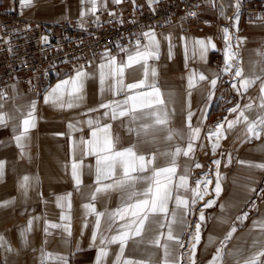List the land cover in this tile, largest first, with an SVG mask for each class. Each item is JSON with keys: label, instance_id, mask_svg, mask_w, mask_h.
<instances>
[{"label": "crops", "instance_id": "crops-1", "mask_svg": "<svg viewBox=\"0 0 264 264\" xmlns=\"http://www.w3.org/2000/svg\"><path fill=\"white\" fill-rule=\"evenodd\" d=\"M167 1L156 0L149 7L148 0H122L119 4L112 0H99L98 11L110 13L116 7H133L140 11L150 10ZM234 0H214L196 7V15L207 22L202 28L197 29L187 24L184 15L178 13L172 20L155 26L146 32L155 33L159 43L158 59L153 57L147 61L148 75L146 84L155 83L161 90L166 107L170 113L168 127L173 129L176 135L174 143L186 148L189 129L187 127V111L194 113L191 124L199 126L201 131L199 139L195 141L194 151L185 157L182 154L176 157V176L174 183L179 182V176H188V192L180 190L182 195H187L192 209L191 214L186 217L189 227L183 230L182 239L184 248H177L174 255L184 253L181 264H191L189 257L192 243H194L195 223L200 211L206 217L201 225L200 242L196 245L195 264H209L220 241L235 225L236 231L227 243L226 253L242 248L247 252L254 239L264 241V234L258 227H253L254 221H264V168L253 165L264 164V132L259 138L245 134L246 124L241 122L233 129L225 132L226 138L219 141V147L212 151V143L208 139L209 131L224 121L234 119L238 113L230 114L228 109L237 103L243 106L252 103L253 108L246 111L249 120H255L261 112L260 83L264 80V18L260 16H239L234 12ZM91 7L84 0H31V6L22 7L21 0H0V10L8 12L20 9L22 14L33 20L46 23L69 21L77 25H84L87 18L92 16L86 12ZM188 26L189 31L183 29ZM233 27L239 32L243 46V77H261L246 92L240 87V80L236 83L231 97L222 101L220 95L226 90L227 76L222 72L219 64L214 62L215 57L223 58L222 42L220 33L225 27ZM136 37L139 32L134 34ZM170 37V39H168ZM211 39L215 47H208L207 52L202 53L197 40ZM147 43L145 41L140 45ZM127 49V52L121 51ZM109 50V49H107ZM137 51L136 42H126L117 48L115 54L117 63L125 62L127 55ZM105 52V51H104ZM105 62V57L84 68L91 74L92 78L85 83L83 100L78 107L61 108L52 103H45L44 97L60 81L75 74V70L69 74L58 77L43 92L36 93L27 90L24 84L17 80H11L0 86V91L6 96L0 99V113L7 114L6 126L0 125V161H4L3 175L0 176V237L11 246L12 251H6L0 247V264H41L43 253H53L66 258L67 264H97L98 254L104 247L107 255L101 259V264H115L116 257L120 251L119 243H110L111 237L117 234L120 221L110 225L107 216L100 218V225L96 227V215L85 209L84 205L94 203L97 212L114 211L121 206V194L111 191L109 194H98L95 201L91 200L96 185V156L86 155L81 140L90 138L91 129L86 121L91 118L99 123L111 124V133L120 138L118 149L127 148L137 142L135 132H129L130 123L128 117L115 120L105 116V108L100 105L123 101L126 95H135L139 92L148 91L133 89L131 92L124 87L120 95H114L107 86L103 93L99 85L98 66ZM156 76H152V71ZM195 73L196 86L189 87V77ZM200 74L207 79L199 81ZM215 89L210 88V81L217 78ZM145 79V68L141 64H134L125 69L123 85L138 82ZM189 92L191 93L189 97ZM212 99L209 100V93ZM171 97V98H170ZM31 101H35V127L30 129L29 138L24 141V155L17 147L14 135L18 134L20 121L22 119L21 108L26 111ZM95 109V111H89ZM69 124L74 127L69 128ZM14 128L16 132L14 133ZM226 128V124H225ZM166 133L159 135L155 145H138L137 151L146 157L156 154L153 168L169 166V158L160 155L168 151L173 142H165L163 137ZM231 160L229 161L228 156ZM220 160L219 167L213 163ZM82 162L79 169L80 184L77 186L72 176L73 162ZM243 162V163H241ZM202 167H195L196 164ZM214 166L220 174L221 192L216 197L215 183L213 187L204 190L202 200H197L191 205V191L196 187V181ZM144 176H150L146 172ZM28 176L27 188L22 187L23 178ZM111 183V180L103 181ZM147 185L141 181L137 183V190H143ZM175 195V193H174ZM58 198L59 202H58ZM215 198L212 207L205 208L204 204ZM6 206H2L5 205ZM70 205V207H69ZM224 205V209H221ZM174 207V201L170 202L169 208ZM247 213V219L237 221V217ZM62 216L68 219H61ZM32 221L31 230L27 233V243L21 233ZM58 224L60 227L49 228L46 234L45 222ZM226 221V222H224ZM65 226L70 227L71 235L65 231ZM150 221L146 225L144 243L135 245L129 240L125 247L123 258L145 261L146 264H160L162 250L147 244L148 239L155 237L156 233L148 231ZM166 231V230H165ZM95 233V239L93 235ZM211 238V240H210ZM104 244H101V240ZM137 240L140 238H136ZM163 243V240H162ZM152 256L149 262V256ZM233 257L225 254L223 264H233ZM48 264H57L49 261Z\"/></svg>", "mask_w": 264, "mask_h": 264}, {"label": "snow or ice", "instance_id": "snow-or-ice-1", "mask_svg": "<svg viewBox=\"0 0 264 264\" xmlns=\"http://www.w3.org/2000/svg\"><path fill=\"white\" fill-rule=\"evenodd\" d=\"M85 3L90 4L91 7L86 12H82L84 16L88 13L95 15L98 11L99 0H84ZM122 0H112V3L119 4ZM134 2V0H133ZM156 0H148L149 7H151ZM22 7L31 6V0H21ZM106 6V0H105ZM237 10L239 9V0L236 4ZM113 13H110V15ZM195 15V13H191ZM224 39L226 42L225 49V64L223 73L227 74L232 72L233 64L232 59L238 56V53L231 51L233 45L230 43L229 30L225 28ZM147 43L143 46L140 45V41H136L137 51L134 54L127 55L125 62L117 63L116 57L111 56L110 50H105L103 56L105 62L99 64V85L100 91L103 93L107 86L109 91H112L114 95H120L124 87L129 92L133 89H143L147 87L148 91L139 92L135 95H126L123 101H117L114 103L101 104V108L108 109L104 113L105 116L112 120L122 117H128L131 124L135 125V128L130 127L129 132H135L137 142L127 148L118 149L117 145L120 143V138L114 137L111 133V124H100L98 120L94 121L89 118L86 123L91 129L90 138L88 140H81L82 146L86 155L96 156V185L95 192L92 194L91 200L95 201L98 194H109L111 191H118L121 194V206L117 207L114 211L97 212L95 204H85L84 207L90 213L96 215V227L99 228L100 218L107 216L110 225L120 221L117 229V234L111 237L110 243H119L120 251L116 257L115 264H146L142 260H134L132 258H123L125 247L129 240H133L135 245L143 244L144 233L146 231V225L150 221L148 231L156 233L155 237L147 240V244L162 250V258L160 264H181V260L184 253L179 256L174 255L177 248L183 249L184 242L182 239L183 230L189 227L186 217L191 214V207L189 198L187 195H182L180 190L188 192V176H179V182L174 183L176 176V157L183 155L188 157L194 151L195 141L198 140L200 127H193L191 124L193 112L190 110V103L187 111V127L189 129L187 146L181 147L174 143V137L178 135L168 127L170 123V113L166 107L163 94L160 88L155 84H146L148 75L147 61L150 58L158 59V47L159 43L156 40L155 33L152 31L143 33ZM170 39V37L168 38ZM46 40V38H45ZM196 44L200 46L201 52H207L208 47H215L212 44L211 39L197 40ZM121 51L127 52V49L121 48ZM134 64H141L145 68V79L138 82L123 85V77L125 69L132 67ZM152 76H156V72L152 71ZM243 70L240 67H236L233 77L232 87H236L235 78H242ZM92 78L91 74L84 70V66L81 65L75 70L74 75L68 76V78L60 81L45 95V103H52L58 105L61 108H73L78 107L79 102L83 100V92L85 83L88 79ZM199 81H205L207 77L204 74H200ZM217 78H213L210 81V88L215 89L217 84ZM261 77L242 78L240 80V87L246 92L249 87L253 86ZM195 73L189 77V87H195ZM260 103L258 105L261 110L258 113L255 120H249L245 115L246 111H250L253 108L252 103H248L243 106L237 103L234 107L228 109L230 114L238 113L234 119L229 120L227 117L224 121L218 123L215 129L209 131L208 139L214 142L212 143V151L215 152L219 147V141L222 138H226L225 132L233 129L237 124L243 122L246 124L245 134L247 136H254L259 138L261 133L264 132V80L260 83ZM191 93L189 92V97ZM6 93L0 91V99L4 98ZM171 98V97H170ZM208 99H212V93H209ZM3 105L0 104V108ZM35 110L36 103L31 101L27 106L26 111L18 108L17 111L21 114V121L18 134L14 135V140L17 147L21 149V155H24V141L29 138L30 129L35 127ZM95 111V109H90ZM7 114L0 113V125L6 126L7 119H10ZM226 124V128H225ZM74 126L69 124V128ZM16 129L14 128V133ZM166 133L163 137L165 142H173L171 148L166 152L159 153L169 158V166L162 168H153V161L156 159V154L153 153L150 157H146L145 154L137 151L138 145H155L158 142L160 133ZM231 160L230 155L228 156ZM213 163L219 167L221 161L215 160ZM243 163V162H241ZM82 162L74 161L72 164V176L76 181L77 186L80 184L79 169ZM254 167L264 168V164L253 165ZM195 167H202L200 164H196ZM4 161H0V176L3 175ZM151 172L150 176L138 175L146 172ZM29 177L23 178L22 187L27 188ZM111 180V183H104L103 181ZM145 182L146 187L143 190H137L136 185L139 182ZM196 187L190 189L191 191V205H195L197 200H202L205 192L200 190L203 185L206 190L212 183V180L205 176L202 180H197ZM216 197L221 192L220 174L216 172L215 189ZM175 193V195H174ZM58 198V202H59ZM174 201V207L169 208L170 202ZM215 203V198L209 200L204 204L205 208L212 207ZM2 206H6L2 205ZM70 207V205H69ZM221 209H224V205H221ZM61 219H68V217L62 216ZM206 217L201 210L198 220L195 223V235L193 237L194 243H192L189 251L191 256V264H195V250L196 245L200 242L201 225L205 221ZM237 221H243L247 219V213L236 218ZM226 222V221H224ZM32 221L28 222V227L21 233L24 242L27 243V233L31 230ZM60 227L58 224H52L45 222V233H48L49 228ZM253 227H258L261 233L264 234V221H254ZM166 230V231H165ZM65 231L68 235H71L70 227L65 226ZM236 231L235 225L225 235L224 239L220 241V246L216 249L209 264H223V257L225 254L231 255L233 264H264V241L254 239L251 248L245 252L244 249L238 248L232 252L226 253L225 249L227 243L231 240L233 233ZM140 238V239H136ZM95 239V233L93 235ZM163 240V243H162ZM211 240V238H210ZM104 240H101V244H104ZM0 247H3L6 251H12L11 246L0 237ZM107 255L104 247H101L98 254L97 264H101V259ZM152 253L149 256V262L154 256ZM49 261H55L57 264H67L66 258L53 253H43L41 256V264H48Z\"/></svg>", "mask_w": 264, "mask_h": 264}, {"label": "built area", "instance_id": "built-area-1", "mask_svg": "<svg viewBox=\"0 0 264 264\" xmlns=\"http://www.w3.org/2000/svg\"><path fill=\"white\" fill-rule=\"evenodd\" d=\"M211 1L214 0L167 1L146 11L116 7L111 15L101 11L89 16L84 25L69 21L46 23L25 17L20 9L0 10V86L17 80L27 90L41 93L58 77L73 72L81 65L88 68L97 63L106 49L115 54L117 48L126 42L133 44L139 40L142 44L145 30L172 20L178 13L184 15L187 24L200 29L207 22L196 15L195 9ZM233 2L234 12L239 16L264 18V0H239L238 10L237 0ZM225 28L229 30L233 45L231 51L238 56L231 60L234 66L232 72L225 74L228 81L225 92L219 98L222 101L231 97L235 69H243L244 59L238 30L229 26ZM183 31L188 32L189 27L186 26ZM136 32L140 33L138 37L134 35ZM220 39L223 58L215 57L214 62L223 70L226 49L224 31L220 33ZM239 79L235 78V83ZM211 168L214 170V166Z\"/></svg>", "mask_w": 264, "mask_h": 264}, {"label": "rangeland", "instance_id": "rangeland-1", "mask_svg": "<svg viewBox=\"0 0 264 264\" xmlns=\"http://www.w3.org/2000/svg\"><path fill=\"white\" fill-rule=\"evenodd\" d=\"M205 176H207L209 179L212 180V183L207 187V189L210 188V190H211L212 187H213L214 180L216 178V170H215V168H214V170H212V168L210 170H208L205 174H203L202 176L199 177V180L204 179Z\"/></svg>", "mask_w": 264, "mask_h": 264}]
</instances>
